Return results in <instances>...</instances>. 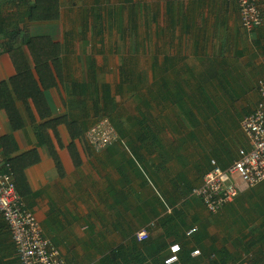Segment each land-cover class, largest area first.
<instances>
[{"label":"crops","instance_id":"crops-1","mask_svg":"<svg viewBox=\"0 0 264 264\" xmlns=\"http://www.w3.org/2000/svg\"><path fill=\"white\" fill-rule=\"evenodd\" d=\"M126 1L127 5L162 13V64L154 63L151 75L142 72L151 83L143 92H152L155 98L163 94V129L157 136L164 153L173 149V159L159 160L166 164L157 178L147 167L154 154L147 152L146 158L141 152L146 166L137 161L134 147L140 144L136 142L139 131L135 116L157 109V104L154 98L148 105L144 98L134 97L139 87L126 84L130 80L123 82V65L118 84L112 86L101 78L104 60L87 50L88 40H83L86 50L76 53L75 36H66L69 32L63 31L60 21L30 24L22 15V7H16L18 1L13 5L0 0V44L9 42L7 35L17 31L33 38H49L65 49L59 66L61 78L56 77V86L44 91L51 119L65 121L41 130L50 119H42L32 101H18L23 127L14 130L7 114L0 111V139L11 137L8 159H15L12 167L0 145V166H10L25 205L39 218L45 236L68 264H99L104 254L135 240L164 245L162 256H168L169 247L187 231L180 223L181 216L194 221L198 229L196 238L186 239L192 252L201 253L194 258L202 257L207 249L211 254L207 262L219 261L218 253L228 252L237 256L234 264H264L263 182L252 189L243 187L237 199L218 215L209 214L191 191L187 204L176 194L178 189L200 186L211 168L209 161L214 159L226 169L237 159L239 149H251L241 120L259 101L257 83L264 77V25L246 31L237 4L221 0H149L145 6L137 0ZM262 13L264 16V2ZM135 44L140 49L139 42ZM20 70L12 52L0 55V83L10 82ZM129 86L136 101L130 119L124 115L120 99ZM190 95L196 97L195 105ZM108 100L112 102L107 104ZM190 108L196 114L194 126L185 112ZM168 113L176 114L177 120L172 118L169 123ZM102 118L122 121L123 128L116 131L118 142L96 152L85 136ZM239 133L244 137L241 143L235 138ZM70 147L79 156V166L74 164ZM134 161L139 165L132 164ZM2 218L0 213V264H21ZM174 226L178 235L171 229ZM142 231L147 232V240H138Z\"/></svg>","mask_w":264,"mask_h":264},{"label":"trees","instance_id":"trees-1","mask_svg":"<svg viewBox=\"0 0 264 264\" xmlns=\"http://www.w3.org/2000/svg\"><path fill=\"white\" fill-rule=\"evenodd\" d=\"M13 5L18 1L19 3L16 4V7H22V15L26 19V21L30 24H42V23H52V22H59L61 19V8H62V0H7ZM112 14V13H110ZM113 17V16H112ZM97 27L100 25L102 26L104 17L101 13L95 15ZM87 25V23H85ZM135 25H133L132 21H130V32L135 29ZM102 29V28H101ZM123 30L124 33V29ZM100 35L103 33L102 31H98ZM21 37H20V36ZM75 34L72 32L66 33L68 37H74ZM20 37V41L18 43L17 39ZM9 42L4 44H0V55L4 52H12L20 66V74L13 77L10 82H2L0 83V111H4L8 119L13 127L14 130H18L23 127V121L21 120L19 109L17 107V103L27 101H32L35 108L37 109L40 117L42 119L49 118L50 120L41 126V130H46L47 128H55L56 125L63 123L65 121L64 118H55L51 119L52 114L47 103V100L44 95V91L50 89L52 86H56V77L61 78V72L59 66L61 67V54L65 51L64 47L60 44L53 43L49 38H33L29 34L19 33L17 31H12L11 34L7 35ZM138 44L134 45V52H137ZM123 66L120 70V75L123 78V82L129 81V85L138 86L140 83L145 82V78L142 74H132L128 69L126 58L122 60ZM34 63V68H33ZM36 71V75H34L33 71ZM134 84H132V83ZM147 85V84H146ZM136 88V92L134 97L144 98V104H148L150 99L156 100L157 109H153L149 113H145L142 115L141 112L138 117L135 116V126L139 127V132L141 133L140 136H137V139L140 141V145L134 147L136 159L137 161L142 160L141 150L147 147L148 144V153L156 147L160 148V152L156 153L158 155V162L157 164L156 159L149 161L147 164L148 169H152V173L156 176L159 175V171L165 168L166 162L161 163L159 160L165 158L173 159V149L164 153L162 151V143L158 139V133L161 131L162 124L160 120L163 118V98L162 92L159 96L155 98L154 93H144L143 91L146 90V87L140 85ZM142 87V89H141ZM107 94L110 95V88L107 87ZM161 89V87H160ZM172 97V94H168ZM142 96V97H141ZM176 96V94H175ZM180 100L182 101L183 98L180 95ZM139 99V100H140ZM169 99V96H168ZM176 102H180L178 97H176ZM189 100L191 101L192 105L197 103L196 97L194 95H190ZM112 101H107V104L111 103ZM172 102V101H171ZM159 111V112H158ZM180 111H184L182 108ZM186 116L190 118V123L192 126L195 125L193 121H195L196 114L190 109H186ZM168 120L169 123L172 122L171 119L175 118L177 115L173 113H168ZM103 119V118H102ZM110 119V118H108ZM177 120V118H175ZM167 120V121H168ZM112 122L113 127L116 129L117 132H120L123 128L122 121H115L110 119ZM167 125H170V124ZM12 144V139L10 136L4 137L0 139V145L4 151V158L7 159V162L11 164L13 167V162L15 159H8L9 156V149H7V145ZM112 146V145H111ZM12 150L13 146L11 147ZM108 148V147H107ZM106 149V148H105ZM72 159L76 166H79L80 159L76 151H74L73 147L69 148ZM172 152V153H170ZM156 155V156H157ZM176 159V158H175ZM174 159V160H175ZM150 160V159H149ZM146 159L142 160V163H145L146 166ZM210 166L211 162L209 161ZM146 169V167H145ZM211 169V168H210ZM13 170V168H12ZM16 177V176H14ZM21 177V176H19ZM159 178V177H158ZM15 181H18L17 177ZM19 183V181H18ZM18 190V187H17ZM192 193L193 188L189 186L184 189H178L176 194L178 198H184L185 204L189 203L190 200L187 199V196ZM19 192V190H18ZM20 193V192H19ZM193 196V195H192ZM195 197V196H194ZM198 198V197H196ZM200 199V198H199ZM201 200V199H200ZM173 202L175 200H172ZM202 202V200H201ZM203 203V202H202ZM205 207V206H204ZM206 209V208H205ZM208 212V211H207ZM182 213V212H181ZM209 213V212H208ZM175 215L179 214V210L174 212ZM210 214V213H209ZM214 215V214H212ZM4 221V220H3ZM5 222V221H4ZM180 223L184 227H187V231L184 232V235L180 239L179 237L176 238V242H178L182 247V252L179 255L180 263L179 264H234L236 262V255H231L228 252H222L224 254H220L219 261H208L205 260L206 258H210L211 254L206 250H203L204 254L202 257L194 258L192 256V250L188 248L186 239H190L193 237H197V231L188 235L190 229L195 226V222L191 221L187 218V216L180 217ZM7 225V224H6ZM172 231L179 234L177 227H171ZM189 229V230H188ZM15 246V244H14ZM167 248V246H166ZM16 249V246H15ZM165 246L154 245L151 243H139L137 240L131 242L130 244H123L118 246L113 251L108 254H104L103 258L101 259L99 264H165L164 260L167 256H162L164 253ZM17 253V250H16Z\"/></svg>","mask_w":264,"mask_h":264},{"label":"built area","instance_id":"built-area-1","mask_svg":"<svg viewBox=\"0 0 264 264\" xmlns=\"http://www.w3.org/2000/svg\"><path fill=\"white\" fill-rule=\"evenodd\" d=\"M221 1L237 4L241 24L246 31L253 32L264 25V0ZM257 92L259 101L256 107L241 120V130L251 149H239L237 159L226 169H222L216 160H211V169L205 174L203 183L192 191V195L202 200L210 214L218 215L234 202L243 187L252 189L264 183V77L258 80ZM85 138L90 147L100 152L117 142L118 134L110 120L103 118L86 132ZM10 170L8 164L4 168L0 166V213L10 230L20 263L68 264L63 254L45 236L39 218L25 205ZM197 230L194 227L188 235ZM137 238L143 241L149 237L146 231H142ZM181 252L180 244H172L164 263L179 264ZM200 254L199 250L192 252L193 257Z\"/></svg>","mask_w":264,"mask_h":264},{"label":"rangeland","instance_id":"rangeland-1","mask_svg":"<svg viewBox=\"0 0 264 264\" xmlns=\"http://www.w3.org/2000/svg\"><path fill=\"white\" fill-rule=\"evenodd\" d=\"M62 1L63 8L59 23L62 25L64 32H72L75 34V52H80L81 49L85 51L87 45L84 41L88 40L90 44L87 50L92 55L99 56L98 58L100 60H104L103 71L100 73V76H102L101 78L106 79L112 86L118 84L119 68L123 65V58H126L128 69H130L129 72L136 75L142 74V72L151 75L154 63L159 64L158 66L161 67L164 41L161 12L153 11V9L146 10L145 7L138 8L127 5L126 0ZM137 1L138 4H143L142 6H145L148 2L150 3L149 0ZM136 11H141L142 13ZM98 13H101L104 17L102 26L100 25V27H97L95 19V15ZM130 18L133 19L134 22L132 21V23L136 27L132 30V33L130 32ZM85 23H87V25ZM101 28L103 29V33L100 35L98 31H102ZM121 29H124V33ZM135 42H139L140 44V49H137V52H134ZM155 72L161 75V70ZM149 81L150 79L146 77L145 82L140 83L138 86L142 85L144 86L143 88H145ZM150 84L151 83H149V85ZM129 88L131 89L132 87L129 86ZM129 88L124 89V92H122L120 96L124 105L123 113L125 116L128 115V119L134 115L131 110H133V107L136 105L135 98L131 97L134 91L132 89L129 90ZM138 89L140 90V88ZM128 90L130 93H128ZM225 100L228 101L229 98ZM124 119L126 120L127 118ZM135 128L139 130L138 126H135ZM140 134L139 132L137 136L139 137ZM235 138L237 143H241L244 139L241 133L237 134ZM136 142L138 144L140 143L138 139H136ZM142 152L145 154L146 158L149 157V155H147V147L143 148ZM159 152L160 148L156 147L151 150L149 154H154V159L158 161V155L156 153ZM132 164L137 165L138 163L134 161ZM141 166L143 165L141 164ZM160 196L164 197V195L161 194ZM99 256L101 255H97V258ZM96 263L97 262H95V264Z\"/></svg>","mask_w":264,"mask_h":264}]
</instances>
